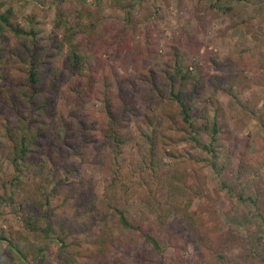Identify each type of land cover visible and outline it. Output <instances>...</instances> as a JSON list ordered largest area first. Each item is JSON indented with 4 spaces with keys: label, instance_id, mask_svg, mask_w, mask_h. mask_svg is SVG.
I'll return each mask as SVG.
<instances>
[{
    "label": "rangeland",
    "instance_id": "rangeland-1",
    "mask_svg": "<svg viewBox=\"0 0 264 264\" xmlns=\"http://www.w3.org/2000/svg\"><path fill=\"white\" fill-rule=\"evenodd\" d=\"M8 8L14 9V26L25 31L33 27L36 35L27 39L12 33L4 36L2 54L8 61L0 63L5 75L0 79V121L3 115L11 123L16 121L26 104L30 125L48 128L50 136L32 145L35 162L24 168L21 184L9 185L14 204L0 205V236H17L21 219L36 220L58 206L61 195L46 200L57 181L85 190L86 202L95 205L112 182L114 167L122 183L141 181L147 173L140 167L146 151L140 132L161 130L158 121L164 101L139 80V72L148 69L158 75L166 71L176 75L177 66L183 71L198 68L199 81L187 85L184 97L193 107L196 135L209 150L178 144L196 195L163 189L174 167V162L165 159L166 180H155L164 204L177 207L167 224H148L151 210L140 194L127 197V212L137 221L143 219V231L159 240L158 252L131 229L110 231L98 214L83 224L87 216L78 218L76 207L69 217L80 227L73 236L82 245L79 259L86 256L87 264H114L117 257L130 264H264V0H0V13ZM68 36L70 40L65 39ZM75 46L87 58L83 74L69 61ZM145 49L150 53L140 55L138 63L134 56ZM33 63L43 83L36 100L40 102L45 94L50 97L44 111L38 110L36 102L28 105V98L22 96L29 85L25 71ZM93 69L98 75H93ZM105 79L112 83L116 102L120 101L116 83H121L137 110L125 115L120 126L127 139L121 154L114 158L109 146L99 152L95 143L85 147L81 156H55L58 141L51 139L58 133L63 138L61 111L66 121L76 110L80 122L97 123L95 139L101 142L103 106L96 94L104 89ZM164 81L161 78L163 88ZM215 121L218 126L213 133ZM7 149H0V186L13 178ZM84 207L80 211L87 214ZM104 219L114 224V218ZM93 223L98 227L94 229ZM38 226H45L42 218ZM94 231L113 234L105 242L107 257L97 261L92 255L87 258ZM25 232L27 239L17 244L22 253L42 248L46 253L42 264L61 263L55 236ZM0 264L23 262L0 241Z\"/></svg>",
    "mask_w": 264,
    "mask_h": 264
},
{
    "label": "trees",
    "instance_id": "trees-1",
    "mask_svg": "<svg viewBox=\"0 0 264 264\" xmlns=\"http://www.w3.org/2000/svg\"><path fill=\"white\" fill-rule=\"evenodd\" d=\"M55 1L65 2L66 0ZM216 1L230 2L232 0ZM1 5L3 6L4 4ZM13 18H15L13 8H8L5 12L0 13V63L8 61V57L2 54L3 46L6 44V42H4V36L12 33L17 36V38L27 39L36 35V31L33 27H31L29 31H25L21 26H14L11 21ZM65 39L70 40V36ZM26 48L31 52L32 48L30 46H26ZM149 53L150 51L145 49L138 56L135 55L134 58L139 63V56H146ZM12 55L15 56L17 53ZM31 56L33 57L34 54L32 53ZM69 61L74 68H77V71L79 70L78 72L80 74H83V70H87V58L80 53L79 46L71 48ZM131 64H133V62ZM3 70L4 67L0 65V79L4 80L5 75L3 74ZM175 72L176 75L171 74V71H166L167 74L164 73V75H158L148 69L139 72V80L148 83L153 90L160 94V101H164V106L162 108L163 116L162 119L158 121V124L161 125V130L155 127L152 128L154 126V121H151L150 126L153 125L151 127V133L147 134L143 130L140 132V138L146 146L145 155L140 159V167L143 169H141L142 172L147 173V175H145L141 181L138 180L135 181V183H128L127 185V183L125 184L121 182L118 177L120 171L117 167L113 166L112 182L105 187L104 194L100 197L98 205L88 204L86 202L85 190H75L72 184L67 185L63 181H57L52 193L49 197H46V200L49 202L51 197L53 198L61 195L62 200L58 206L49 209V211L43 213L36 220L21 219L22 224L19 225L20 228L17 230V236H0V241L6 242L11 251L17 255L23 264H42L45 263L46 257V253L42 248L35 249L34 252H29L28 254H24L18 249L17 244L19 241L27 239L28 237L27 232L24 233L25 230L28 232H42L46 238H51L52 235L55 236V239L59 244L57 256L61 260L60 264H87L85 263L86 256L83 259H79V257H83L80 253L82 249L81 243L78 240L73 239V236L80 232V227L74 224L69 217V215H72L71 212H73L76 207L78 218L87 216L82 220L83 224L88 223L92 217H95V215L98 214L101 218L102 225L108 226L110 231L115 227L131 229L140 233L155 251L158 252L161 250L159 240L156 236L152 233L143 231V219L137 221L127 212V197L133 196L137 193L140 194L142 203L147 204L151 210L148 224L152 226L156 223L160 227H163L167 224L169 218L177 209V207L164 204L160 189L158 186L156 187L155 178H157V180L160 178L159 181L162 182L166 180L164 178L167 174L164 170V167L166 166L165 159H170L174 162V167L172 171L170 170L167 185L163 189L178 192L181 195L192 194L193 196L196 194L192 193V191L195 192L197 187L194 182L190 180L192 175L189 174L187 168L183 166L186 162L184 159L185 153L179 150L178 144L180 142H186L194 147L202 148L206 151L209 150L208 145H203L196 135L195 124L192 120L193 107L188 102V99L184 97V90H186L185 88L187 85L191 82L198 83L201 72L198 68L193 71H190L189 69L183 71L179 66L176 67ZM93 75H98L97 71L94 69ZM25 76L29 85L25 87L22 96L28 98V105H32L36 102L38 110L44 111V109L47 108V100L50 97L45 94L40 102H37L36 100V98L38 99V94L42 91L43 86L42 74L39 71L38 66L33 63L31 67L25 71ZM160 77L162 80L163 78L165 80L163 82L165 88L161 86ZM111 88V81L105 79L104 89L96 94V99L101 102L103 106L102 119L104 123L102 127L103 138L101 139V142L99 143V141L95 139L97 123L90 122L87 124L84 123V121L80 122L76 110L71 111L69 114L70 120L66 121L64 112L61 111L59 119L62 122L63 138H61V134L58 133L54 135L56 139H51L58 141L54 147L55 156L64 158L81 156L84 153L83 150L85 147H89L95 143H98L96 144L95 149L99 150V152H101L102 147L105 146L108 148L107 146H109V151L113 153L114 158L121 154V150L127 144V139L123 138L120 126L123 123L125 115L128 113L133 114V112L137 110L134 108L135 105L132 96L124 94L127 93L128 90L123 87L121 83H116L118 97L120 98L119 102L114 100ZM81 91L82 90L76 89L77 93H80ZM65 108H67V104H65L64 109ZM30 113V109L25 104L24 112L17 116L16 121L11 123L8 115H3L0 121V129L2 130L3 138L0 139V149L4 147L8 148V160L13 169L12 180L4 182L0 186V205L5 203H8L9 205L14 204V196L8 195L9 185L16 187L21 184V176L24 168L33 165L35 162L34 158L31 157V154L34 153L32 145H38L40 138L50 136L48 128L44 126L33 128L30 125V122H32V119H30ZM0 114H2L1 110ZM148 120L150 121V118ZM217 126L218 122L215 121L211 128L213 133L216 132ZM205 129L208 130L209 128L205 127ZM171 133L180 134V137H175L176 135ZM36 166L43 167V164H37ZM194 170L196 174L197 169ZM146 176L148 178H146ZM84 206H87V209H89H86L85 212L83 211L87 214L81 213V207ZM104 217L114 218V224H109V221L105 220ZM41 218L45 222L43 228L38 226V222ZM92 227L95 229L98 226L93 223ZM112 236V232L107 234L94 231L89 238L90 247H88V250H90V253H88L87 258H91V255L95 261L100 260L101 258H106L107 249L105 242L107 239H113ZM114 264L130 263L117 257Z\"/></svg>",
    "mask_w": 264,
    "mask_h": 264
}]
</instances>
